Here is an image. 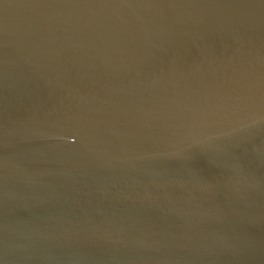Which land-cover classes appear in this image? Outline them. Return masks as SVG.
Here are the masks:
<instances>
[{
	"label": "water",
	"instance_id": "95a60500",
	"mask_svg": "<svg viewBox=\"0 0 264 264\" xmlns=\"http://www.w3.org/2000/svg\"><path fill=\"white\" fill-rule=\"evenodd\" d=\"M0 264H264V0H0Z\"/></svg>",
	"mask_w": 264,
	"mask_h": 264
}]
</instances>
